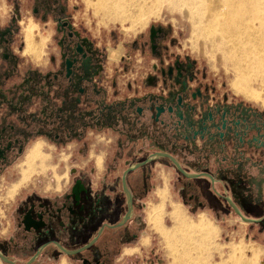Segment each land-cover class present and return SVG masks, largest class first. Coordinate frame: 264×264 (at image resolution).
I'll return each mask as SVG.
<instances>
[{"label": "flooded vegetation", "instance_id": "af4514ba", "mask_svg": "<svg viewBox=\"0 0 264 264\" xmlns=\"http://www.w3.org/2000/svg\"><path fill=\"white\" fill-rule=\"evenodd\" d=\"M11 2L12 11L0 24V179L14 178L6 171L34 144H40L45 155L41 169L30 171L25 180L21 170V181L12 185L9 195L45 170L42 144H32L39 138L61 147L72 143V152L86 156H69L74 165L69 176L57 172V185L44 194L19 188L17 195L22 196L13 206V229L0 236V253L6 259H0L2 263H56L64 254L71 264H123L122 255L128 253L124 247L139 242L143 227L157 232L148 214L162 204L149 205L145 220L142 211V198L164 181L157 178V163L181 175L171 188L182 191L185 205L192 201L201 206L202 183L192 179L214 175L199 170L197 159L239 155L245 148L264 155L258 142L235 139L222 148L217 138L213 143L199 134L194 140L185 138L202 130L201 118L207 119L213 110L231 106L258 125L264 124V111L221 91L194 58L177 48L162 25L151 24L140 39L132 40V47L148 56L136 59V68L144 74H112L111 63L126 67L131 54L121 45L100 49L76 26L67 0ZM24 12L51 30L49 46L44 47V40L39 58L26 51L20 35ZM89 150L102 154L98 163ZM177 157L194 162L198 174L188 178ZM174 205L180 207L173 204L168 213ZM237 210L242 214L237 207L232 212L238 215ZM252 218L256 221L251 223L264 226V213Z\"/></svg>", "mask_w": 264, "mask_h": 264}, {"label": "rangeland", "instance_id": "374dc122", "mask_svg": "<svg viewBox=\"0 0 264 264\" xmlns=\"http://www.w3.org/2000/svg\"><path fill=\"white\" fill-rule=\"evenodd\" d=\"M91 2H95V0H91ZM137 2L127 7L125 5L124 9L126 11L124 15L113 17V15H106L104 9L99 10L95 5H90L85 0H67V9L73 15L76 26L84 29L100 49L121 45L131 54L132 61L127 62L126 67L125 65L114 66V63H111V65L113 64L112 74L128 76L144 74L145 70L143 72L138 70L136 59H144L148 58V56L142 57L138 52L139 49L132 47V40L140 39L151 24H159L165 27L168 37L175 39L177 48L194 58L198 66L203 68L218 83L221 91L228 93L232 97L244 99L253 105L264 104V79L261 81L260 78L253 77L250 80V87L260 91V100L253 101L237 93L232 86L236 74L231 61L225 60L222 52L215 50L211 43L205 41L204 38H194L192 36L190 20L182 16L179 11L171 10L170 3L168 4L167 0H137ZM11 11V0H0V24L5 21V18ZM19 20L20 35H22L23 24L33 23L36 25L34 28L36 36L38 35L45 39V48L49 46V33L51 30L46 24H39V22L33 21L26 12H24ZM192 37L194 38L193 42L191 41ZM16 41L20 42L21 39L17 37ZM47 49L49 50V48ZM35 142L42 144L47 156L45 170L43 169L44 171L39 175L35 174L29 183H23V185L19 186L14 195H8V190L12 185L19 184L21 181V170L26 166L27 156L36 145H40L34 144L26 157L24 155L18 159L6 171V174L15 175L14 178L8 179L7 176H2L0 179V236H8L13 229V206L18 196H22L21 194L17 195L19 188L25 187L30 192L44 194L47 188L52 189L57 185L55 176L57 172L69 176V169L74 166L73 162L69 160V156L74 155V153L80 158L82 157L81 155L86 156V154H80L77 151L72 152V143L61 147L42 138L34 140L32 144ZM37 151L39 155L30 163L33 172L41 169L45 159V155L40 152V148ZM87 154L92 155L96 163H98L102 156V154L93 152L92 150H89ZM36 160H38L37 165H35ZM172 173V169L165 170V174L163 175L164 181L159 184V189H154L142 198L144 203L142 208L143 219L145 220L146 210L149 205L161 203L164 208L162 223L167 228L171 226L172 222V217L168 211L174 204V195L171 188L172 182L168 184L167 181L172 176ZM66 177H64L65 180ZM64 178L63 182L59 185L60 188H64ZM176 198L179 201L186 199L184 196H181L180 199L179 195H176ZM178 204L183 214L189 220H195L202 215L199 210H189L182 202ZM204 216L207 223L212 226L211 228L215 234L214 241L216 248L208 251V257L211 262L220 263L221 258H225L233 250H236V253L239 254V249H241L245 256H257L260 261L264 262V226L247 223L233 212H229L223 219L215 216ZM140 233L137 244L124 247L123 252L128 251V253L122 255L123 264H170L172 255L162 237L147 225L143 227ZM0 264L4 263L0 260ZM47 264L71 263L63 254L56 263Z\"/></svg>", "mask_w": 264, "mask_h": 264}, {"label": "bare ground", "instance_id": "6f19581e", "mask_svg": "<svg viewBox=\"0 0 264 264\" xmlns=\"http://www.w3.org/2000/svg\"><path fill=\"white\" fill-rule=\"evenodd\" d=\"M97 9H104L106 15L122 16L124 6L134 4L137 0H85ZM170 9L190 20L192 36L202 37L211 43L215 50L222 52L235 70L232 86L243 97L258 101L260 91L250 87V80L264 79V0H167ZM138 3V2H137ZM33 23L23 24L22 35L25 49L33 57L39 58L44 38L36 36ZM38 37V38H37ZM191 41H194V38ZM38 39V40H37ZM36 145L26 159L22 168V179L30 177V163L39 155ZM9 193V192H8ZM9 195V194H8ZM179 206L172 207L171 226L162 223L163 208L153 207L149 214V225L162 237L170 250V264H263L257 256L247 257L241 249L221 258L220 263L209 260L208 251L215 249V234L204 215L189 220ZM212 258V257H211Z\"/></svg>", "mask_w": 264, "mask_h": 264}, {"label": "crops", "instance_id": "0c3cea01", "mask_svg": "<svg viewBox=\"0 0 264 264\" xmlns=\"http://www.w3.org/2000/svg\"><path fill=\"white\" fill-rule=\"evenodd\" d=\"M223 96L225 97V95ZM230 100L231 96L228 95L227 101L229 102ZM251 106L259 111H264V104H252ZM195 157L188 156L187 158L193 160ZM224 157L229 158L224 159ZM177 158L188 178L189 176L198 174L195 170L194 162L189 163L184 158ZM197 160H199L201 165L199 170L208 171L214 175L213 178L204 174L202 177L192 179L195 183L198 181L202 183V205L194 206L192 201L185 205L183 199L179 201L176 198V195H179L180 199L181 196H184L182 191L178 189L172 192L174 204L182 202L189 210H199L203 215L215 216L219 217V219H223L236 207L242 211L243 216L251 218L264 213V155H261L254 149L245 148L243 153L239 155L223 153L222 155L212 156L209 160L206 158ZM154 169L157 178L163 179L165 170L169 168L161 163H157ZM180 179L183 178L176 170L169 177L170 182H178ZM188 180L191 181V179ZM233 213L236 214V211Z\"/></svg>", "mask_w": 264, "mask_h": 264}, {"label": "water", "instance_id": "95a60500", "mask_svg": "<svg viewBox=\"0 0 264 264\" xmlns=\"http://www.w3.org/2000/svg\"><path fill=\"white\" fill-rule=\"evenodd\" d=\"M201 120L203 122V129L200 131H193L190 137H185L186 139L189 138L194 140L197 134H199L201 139L206 138L208 143L218 141L222 148L232 144L235 139L238 140V142H258L260 146L264 148V124L258 125L252 122L249 115L245 113L241 112L238 114L237 108L228 106L213 110V112H210V116L207 119L201 118ZM190 125L194 126V123H190ZM212 130H216L217 133L212 134ZM249 135H251L249 140H245ZM215 139L216 141H214ZM175 163L178 166V162L175 161ZM178 169L182 171L180 167H178ZM237 212L240 218L246 222L256 221V219L245 217L239 211ZM64 251L73 252L66 249ZM0 259L6 260L1 253Z\"/></svg>", "mask_w": 264, "mask_h": 264}]
</instances>
